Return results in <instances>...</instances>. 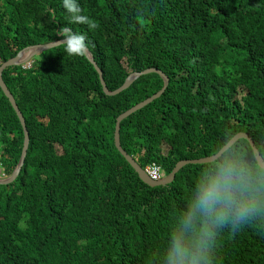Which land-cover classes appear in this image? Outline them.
<instances>
[{
  "label": "trees",
  "instance_id": "16d2710c",
  "mask_svg": "<svg viewBox=\"0 0 264 264\" xmlns=\"http://www.w3.org/2000/svg\"><path fill=\"white\" fill-rule=\"evenodd\" d=\"M74 3L77 11L65 5ZM83 19L76 21L74 16ZM83 36L110 91L157 68L165 91L120 122L123 149L170 174L216 154L238 132L264 159V0H0V66L21 50ZM70 46L73 43H67ZM66 43L12 65L3 79L29 131L16 179L0 184V264H168L174 239L195 248L205 221L181 223L211 165L243 159L250 141L187 162L165 185L144 182L115 145L116 121L159 92L158 72L108 95L83 52ZM24 129L0 87V165L17 168ZM243 220L212 229L210 264H264V194Z\"/></svg>",
  "mask_w": 264,
  "mask_h": 264
},
{
  "label": "clouds",
  "instance_id": "9594fccd",
  "mask_svg": "<svg viewBox=\"0 0 264 264\" xmlns=\"http://www.w3.org/2000/svg\"><path fill=\"white\" fill-rule=\"evenodd\" d=\"M70 12L77 11L74 3L66 4ZM76 21L83 18L74 16ZM65 40H76L79 48L73 49L66 43L65 50L70 55H79L85 51L83 36H69L59 33ZM264 194V164L253 170L243 159L221 157L220 162L211 165L207 175L196 190V197L190 210L181 223V228L189 230L196 216L203 218L200 236L195 248L184 246L174 239L168 252V264H210L206 255L209 248L212 229L225 220H243L256 210L255 196Z\"/></svg>",
  "mask_w": 264,
  "mask_h": 264
},
{
  "label": "water",
  "instance_id": "95a60500",
  "mask_svg": "<svg viewBox=\"0 0 264 264\" xmlns=\"http://www.w3.org/2000/svg\"><path fill=\"white\" fill-rule=\"evenodd\" d=\"M76 40L72 39V40H65L61 39L59 41H53V42H47V43H42V44H38V45H31L23 50H21L16 56L9 58L7 61L3 62L2 65L0 66V87L3 90L4 94L7 96V98L10 100L14 110L16 111L21 124L23 126L24 129V135H25V140H24V147H23V151H22V156L20 158V162L17 166V168L15 169V171L12 173L11 176L5 177L4 179L0 180V184H8L13 182L22 165L24 164L26 155H27V150H28V146H29V142H30V136H29V131L26 125V120L25 117L22 113V111L20 110L16 99L14 97V95L12 94V92L10 91V89L8 88L6 82L3 79V71L4 69H6L9 66L12 65H23L24 66H30L31 62L34 58V56L38 55L39 53H41L44 50H48L51 48H54L60 44L63 43H74ZM84 53L86 54V56L88 57V59L90 60V62L94 65V67L96 68V70L98 71L99 75H100V79L104 88V91L108 94V95H115L120 93L121 91H123L124 89L128 88L138 77H140L143 74H147V73H151V72H158L159 74H161V76L164 78L165 80V85L164 87L157 92L156 94L150 96L149 98L142 100L141 102L137 103L135 106L131 107L130 109H128L127 111H125L124 113L120 114L117 118L116 121V128H115V145L117 147V149L122 153V155L126 158V160L131 164V166L135 169V171L138 173L139 177L146 182L147 184L151 185V186H158V185H165L168 184L170 182H172L175 179V176L178 172V170L180 169V167H182L184 164H186L187 162H209V161H214L216 160L218 157H220L230 146H232L239 138L241 137H246L251 145L252 148L254 150V154L255 157L258 161L259 164H264V159L262 157V155L260 154V152L258 151L254 140L245 132H238L226 145H224L220 151H218L216 154L211 155V156H207V157H202V158H198V159H194V160H180L179 162L176 163L175 167L173 168V170L171 171L170 174H165V176L163 178H161V180L155 181L152 180L149 175L147 174V170L144 169L134 158L131 154L127 153L121 144L120 141V122L130 116L131 114L135 113L136 111L142 109L144 106H146L148 103H150L151 101H153L154 99H156L157 97H159L166 89L169 79L167 77V75L157 69V68H148L146 70L143 71H136V72H132L125 80V82L116 90L114 91H110L106 85V82L104 80V75L103 72L101 70V68L98 65V62L95 60L93 54L85 47V51Z\"/></svg>",
  "mask_w": 264,
  "mask_h": 264
},
{
  "label": "built area",
  "instance_id": "2783aa9c",
  "mask_svg": "<svg viewBox=\"0 0 264 264\" xmlns=\"http://www.w3.org/2000/svg\"><path fill=\"white\" fill-rule=\"evenodd\" d=\"M147 174L152 180L158 181L161 180L165 176L164 171L161 169V166L157 163H153L150 166L146 168ZM6 177L5 173L3 172V169L0 165V179H4Z\"/></svg>",
  "mask_w": 264,
  "mask_h": 264
},
{
  "label": "snow or ice",
  "instance_id": "6c2138e0",
  "mask_svg": "<svg viewBox=\"0 0 264 264\" xmlns=\"http://www.w3.org/2000/svg\"><path fill=\"white\" fill-rule=\"evenodd\" d=\"M73 49H78L79 48V42L75 41L72 45Z\"/></svg>",
  "mask_w": 264,
  "mask_h": 264
},
{
  "label": "rangeland",
  "instance_id": "374dc122",
  "mask_svg": "<svg viewBox=\"0 0 264 264\" xmlns=\"http://www.w3.org/2000/svg\"><path fill=\"white\" fill-rule=\"evenodd\" d=\"M1 180V179H0Z\"/></svg>",
  "mask_w": 264,
  "mask_h": 264
}]
</instances>
